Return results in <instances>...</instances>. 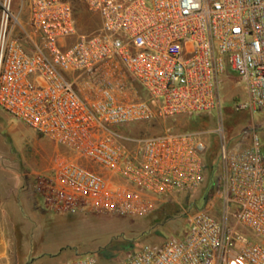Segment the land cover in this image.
Returning <instances> with one entry per match:
<instances>
[{
	"label": "built area",
	"instance_id": "obj_1",
	"mask_svg": "<svg viewBox=\"0 0 264 264\" xmlns=\"http://www.w3.org/2000/svg\"><path fill=\"white\" fill-rule=\"evenodd\" d=\"M27 1L14 12L13 0H0V108L72 153L38 178L45 208L132 214L152 208L148 198L194 195L214 134L209 188L224 199L223 219L206 203L186 232L120 264H264V0H82L100 23L91 32H81L70 0ZM234 75L244 97L236 110L263 121L230 137L221 84ZM215 111V131L122 132ZM112 179L127 188H111Z\"/></svg>",
	"mask_w": 264,
	"mask_h": 264
},
{
	"label": "rangeland",
	"instance_id": "obj_2",
	"mask_svg": "<svg viewBox=\"0 0 264 264\" xmlns=\"http://www.w3.org/2000/svg\"><path fill=\"white\" fill-rule=\"evenodd\" d=\"M23 1L28 3L27 0H13L14 12L19 10ZM70 1L78 10L81 32H91L99 28L98 18L86 10L82 0ZM235 77L236 75L226 77L221 84L223 101L221 115L230 137L239 136L249 124H262L263 121L260 113L252 116L248 111L236 110V103L244 97H242V90L237 86ZM219 116L218 111L202 115V126L196 128L192 120L179 116L166 122L156 121L130 125L122 132L130 137H147L167 130L184 131L201 128L200 130L206 132L215 131L218 127ZM261 135L264 136V129ZM208 140L213 147L210 150L212 153L216 151L218 139L214 134H210ZM60 153L72 154L66 148L57 146L53 140L41 136L0 108V163H11L18 172L17 174L37 184L40 176L47 177L50 174L54 159ZM211 177L208 171L206 183L194 195L177 194L163 201L148 198L153 206L141 213L122 214L83 207L76 212L57 214L45 208L47 213L42 217L39 227L40 241L37 239L31 241L30 247L36 248L37 253L47 249L51 250L52 255L45 256L43 264H69L80 254H96L99 264H120L124 258L145 244L161 243L186 232L188 216L204 203L203 196L205 190L210 187ZM110 186L119 190L127 188L117 179H112ZM210 199L211 203L207 201L206 205L211 204L212 214L219 220L223 219L224 199L221 196L217 197L216 194H213ZM169 210L173 211V214H167ZM241 229L250 235V238L252 237L249 230ZM113 241L130 242L133 247L129 252L120 254L111 261L101 260L99 251Z\"/></svg>",
	"mask_w": 264,
	"mask_h": 264
},
{
	"label": "crops",
	"instance_id": "obj_3",
	"mask_svg": "<svg viewBox=\"0 0 264 264\" xmlns=\"http://www.w3.org/2000/svg\"><path fill=\"white\" fill-rule=\"evenodd\" d=\"M17 173L11 163H0V264H43L51 250L37 253L30 246L40 241L47 211L37 184Z\"/></svg>",
	"mask_w": 264,
	"mask_h": 264
},
{
	"label": "trees",
	"instance_id": "obj_4",
	"mask_svg": "<svg viewBox=\"0 0 264 264\" xmlns=\"http://www.w3.org/2000/svg\"><path fill=\"white\" fill-rule=\"evenodd\" d=\"M189 119L192 120V124L195 128L198 126L199 127L202 126V122H203L202 116L192 117ZM198 129L200 130L201 128H198ZM215 149L216 151L214 150L212 153L210 151V153L207 156L208 170L212 176L214 174V169H215L214 167H215V163H216L217 156H218V144L216 145ZM213 194H214V190L211 188H207L203 196L204 203L202 204V206L200 205L198 209L202 208ZM167 214L171 215L173 214V211L169 210ZM132 247L133 246L130 242L113 241L111 244H109L108 246L103 248L101 251H99V256L101 260L111 261L115 259L116 257H118L120 254L129 252L132 249Z\"/></svg>",
	"mask_w": 264,
	"mask_h": 264
}]
</instances>
